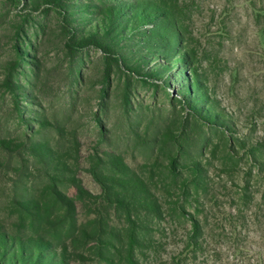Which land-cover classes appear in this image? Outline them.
<instances>
[{"label":"rangeland","instance_id":"1","mask_svg":"<svg viewBox=\"0 0 264 264\" xmlns=\"http://www.w3.org/2000/svg\"><path fill=\"white\" fill-rule=\"evenodd\" d=\"M175 6L193 62L191 71L175 66L166 73L165 86L142 76L157 77L159 68L148 60L152 55L145 60L135 52L142 38L121 43L122 61L96 48L73 56L57 16L46 9L25 15L0 0V140L20 144L33 133L38 143L58 145L93 195L101 194L90 172L97 159L107 166L115 157L148 180L164 217L145 227L153 248L135 251L136 264H264V0H176ZM19 52L35 56L33 63L19 64ZM194 80L223 127L188 106L197 97ZM192 165L198 182L185 189L196 180L184 169ZM52 176L28 150L12 156L0 150V222L65 244L68 264H131L125 217L105 205L90 207ZM53 185L73 209L54 202ZM25 197L39 202L41 219L20 216L17 200ZM193 225L200 228L198 248L191 246Z\"/></svg>","mask_w":264,"mask_h":264},{"label":"trees","instance_id":"2","mask_svg":"<svg viewBox=\"0 0 264 264\" xmlns=\"http://www.w3.org/2000/svg\"><path fill=\"white\" fill-rule=\"evenodd\" d=\"M22 9L23 14L40 12L46 9L59 18L66 45L73 56L79 55L89 48H96L115 60L122 61L118 47L131 35L142 38L135 52L142 59L145 55L156 61L159 68L156 74H142L147 78H159L169 85L165 74H170L175 66L186 67L192 70L193 53L186 42L180 13L175 6L176 0H148L143 4L136 2L122 3L119 6L99 5L87 0H4ZM85 17V18H83ZM88 22H86L85 20ZM86 22V23H85ZM20 53V63H33L35 58L26 52ZM10 90L17 97V85L9 81ZM191 88L197 90L194 105L188 106L199 118L207 117L208 123L215 127H223L225 120L221 113L214 111V106L202 84L194 80ZM190 88V89H191ZM190 90L186 89L185 93ZM203 103L204 108H199ZM199 108V109H198ZM205 113V114H204ZM207 114V115H206ZM206 115V116H205ZM23 119V118H22ZM24 124L30 126V119H24ZM44 125V122L38 120ZM223 122V123H222ZM30 129V128H29ZM33 133H24L20 144L3 139L0 140V150L9 154H22L28 150L30 159L39 164L42 169L53 173L52 179L73 187L78 197L90 207L100 209L104 205L106 210L121 213L129 224V250L128 257L131 264L138 261L135 251L152 249L153 245L145 236V227L149 222L160 221L164 216L156 194L150 182L135 171L127 167L115 157H109L107 166L101 159L93 163L91 174L101 188L100 195H93L86 191L82 183L73 175L72 157L59 149L58 145L38 143L32 137ZM251 153L255 149L251 148ZM25 154V153H24ZM177 160L171 162V170L178 176ZM184 169L190 170L196 180L187 182L183 186L188 189L191 184L198 182V167L192 165ZM191 187V186H190ZM53 199L60 207L68 211L73 209L74 202L53 185ZM20 216H32L33 221L42 218L38 201L28 197L18 199ZM180 215L185 216L183 205L179 209ZM179 214V213H178ZM200 228L193 225L195 240L192 245H197ZM109 251V243H101ZM68 247L65 244L52 242L38 234H22L11 230L10 227L0 222V264H68Z\"/></svg>","mask_w":264,"mask_h":264}]
</instances>
